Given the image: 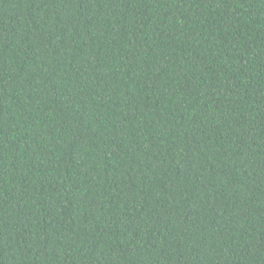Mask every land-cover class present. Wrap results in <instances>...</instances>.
Masks as SVG:
<instances>
[{"label": "trees", "instance_id": "trees-1", "mask_svg": "<svg viewBox=\"0 0 264 264\" xmlns=\"http://www.w3.org/2000/svg\"><path fill=\"white\" fill-rule=\"evenodd\" d=\"M0 264H264V0H0Z\"/></svg>", "mask_w": 264, "mask_h": 264}]
</instances>
